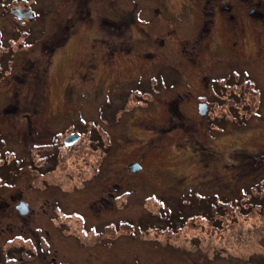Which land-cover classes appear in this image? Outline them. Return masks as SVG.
Returning a JSON list of instances; mask_svg holds the SVG:
<instances>
[{
    "label": "rangeland",
    "instance_id": "374dc122",
    "mask_svg": "<svg viewBox=\"0 0 264 264\" xmlns=\"http://www.w3.org/2000/svg\"><path fill=\"white\" fill-rule=\"evenodd\" d=\"M85 1L92 6L84 20L90 27L54 53L48 95L37 98V149L31 152L44 154L41 143L51 142L50 167L31 169L28 129L11 116L3 121L6 133L14 125L21 142L5 145V163L16 157L0 185L14 186L10 192L32 212L2 226L35 242L46 238L50 256L60 261L65 253L76 264H264V208L243 210L264 188V162L249 164L250 155L264 153V31L256 44L246 29L241 48L233 33H196L200 0ZM123 13L135 21L126 40L117 38L122 49L111 53L97 42L99 22ZM65 21L64 14L42 13L33 40L49 29L40 26L53 25L59 47ZM192 48L211 77H192L194 65H185ZM180 83L181 109H174ZM201 100L207 102L204 115L197 111ZM98 129L105 132L100 149L94 146ZM72 130L80 140L61 146L58 138ZM113 132L111 157L104 146ZM135 162L140 170L129 172ZM46 182L76 192L31 189ZM109 194L117 196L115 207ZM56 203L69 213L66 225L60 217L50 221ZM71 212L83 214V223ZM78 238L112 245L79 249Z\"/></svg>",
    "mask_w": 264,
    "mask_h": 264
},
{
    "label": "flooded vegetation",
    "instance_id": "af4514ba",
    "mask_svg": "<svg viewBox=\"0 0 264 264\" xmlns=\"http://www.w3.org/2000/svg\"><path fill=\"white\" fill-rule=\"evenodd\" d=\"M71 3L72 5H70L69 0H0V182H3V180H1V174L4 173V163L7 156L5 153V145L12 141L17 143L21 142L20 134H18L17 130H15L16 133L14 132V125H12L10 129V134L6 133L7 131L5 132L3 127L5 116H11L12 123L14 119L19 123L23 122L25 125L24 128L28 129V138L31 140L30 152L31 150L34 151L32 147L37 149V141L35 138L36 122L34 118L36 117L37 110L41 109L37 104V98L41 97L45 99L48 95V78L51 71L52 57L59 48L65 45L71 34L84 32L90 27L89 22L86 25L84 20L86 17L89 21L92 6L85 0H76V3L74 1ZM199 6V23L196 33H205L207 38L210 37L213 29H219L224 32L233 33L232 35L236 37V41L234 40L233 43H240L242 48L245 46L246 29L252 30L256 44L257 37H260L258 31H260V33L262 30L264 31V0H200ZM42 13L45 15L53 14V17H55L57 13L66 16L65 25L61 28V32L67 36L59 47L54 45L51 38L54 30L53 25L48 26V24L44 23L39 27V30L46 31L47 27H49L46 34L38 41L33 40V34L36 33L37 30L34 24L37 17L41 16ZM127 14L131 17V21H127L125 18ZM81 16L82 21L78 22ZM134 21L135 19L130 13H126L125 15L123 13L117 21L105 18L102 19L99 22L101 31L98 34L97 42H100L103 48L111 53L116 52L117 49L121 50L122 48L117 47V38H124V40H126L128 32L130 31V26L134 24ZM106 41H108V43H106ZM125 43L127 46L128 43ZM193 49L194 48L189 51L191 57L188 58V62L191 64L185 62V65H194L192 69L195 73L192 77L196 79L200 78V80L211 77L210 73L206 71L207 68L205 64L202 63L203 60H201V58L198 59L196 56L198 53L194 55ZM197 72H199V75H197ZM180 88L181 83L178 87L179 92L176 95L177 100L174 109H181V107L177 105L178 103L180 105L182 97ZM203 92H206V90H203ZM5 98L12 99L4 104ZM200 104L207 105V102L206 100L198 101L197 108ZM205 105L201 106L202 114L197 109L200 115L207 114V106ZM174 127V129H176V125ZM95 132H98V137L94 141V146L96 149H100L103 138L102 135L105 132L104 129H102L101 132L99 129L95 130ZM73 134L78 135L77 140L72 144H66L64 142L65 139ZM24 135H26V133ZM113 135L114 132L110 134L107 133L105 136L107 143L106 146H104V149L108 148L110 150L109 155L111 157L115 156L116 153V151H113V149L116 148L114 147L116 141L113 139ZM44 136H46V134H44ZM61 136L62 137L58 138L61 140V146L67 148L73 146L75 142H78L82 134L72 130L65 136ZM187 140L191 141L190 138ZM40 147L41 150L44 151V154L39 155L34 152L30 154L31 169L35 171L38 166L42 169H47L50 166L49 164L47 166L46 163L53 160L52 143L42 142ZM15 157L16 155H13L11 161L15 160ZM39 158H42V161H38ZM114 159L115 158H112V160ZM11 161L8 162L10 163ZM128 171L132 173L135 172L130 169H128ZM96 172L91 175L88 180L83 181L84 185L98 176L100 171L97 170ZM14 188V186L0 185V264H76L75 262H70L65 253H61L62 260L60 261H58L56 256H50L49 241L46 238L37 236L35 238L37 242H35L30 236L10 233L11 229L2 226L14 224L13 222L30 216L32 212V210L29 209L28 203L22 200L19 195L14 196L12 192H10ZM31 189L41 193L58 190L63 196L76 192L74 187L68 190L53 182H46L44 186L40 188L34 187ZM6 190L10 192L7 195L8 200L2 197V193ZM109 198V204L115 207L117 196L114 195L112 198V194H109ZM20 202H25L28 205V211L24 215L20 214L18 209ZM7 208L11 209V212L8 216H4V211ZM102 208L104 209V207ZM55 209L57 211L55 215L52 214L49 217L50 221H56V218L60 217V224L66 225V221L69 219V213L64 212L58 204L55 205ZM2 212L3 214L1 215ZM79 214L82 217L81 222L83 223V214L75 213V215ZM11 215H14V217H11ZM64 237L67 239L69 235L67 234ZM79 240V238L76 239V247L79 249H91L97 246L109 248L112 245L111 241H109L107 245H103V243H99V241L85 243V241L80 240L79 242ZM38 247L40 249H38ZM59 251L62 252V250ZM55 252L57 251L55 250Z\"/></svg>",
    "mask_w": 264,
    "mask_h": 264
},
{
    "label": "trees",
    "instance_id": "16d2710c",
    "mask_svg": "<svg viewBox=\"0 0 264 264\" xmlns=\"http://www.w3.org/2000/svg\"><path fill=\"white\" fill-rule=\"evenodd\" d=\"M73 146L67 147V148H72ZM263 158V159H262ZM264 162V153H255L253 155H250L249 158V164H255V163H263ZM9 163V162H8ZM8 163H4V173L1 174L2 178L1 180H3L5 182V174L7 172L10 171L11 167H13V164H8ZM7 182V181H6ZM259 198L250 201L249 198L247 200V206L243 208L244 211H249L251 210H260L262 208H264V203L262 201H264V188H262V193L259 194L258 196ZM251 198V197H250Z\"/></svg>",
    "mask_w": 264,
    "mask_h": 264
},
{
    "label": "water",
    "instance_id": "95a60500",
    "mask_svg": "<svg viewBox=\"0 0 264 264\" xmlns=\"http://www.w3.org/2000/svg\"><path fill=\"white\" fill-rule=\"evenodd\" d=\"M205 104H200L198 106V110L200 111V113L202 114L203 112L201 111V106H204ZM206 106V105H205ZM78 138V135L77 134H73V135H70L68 136L66 139H65V143L66 144H72L74 141H76ZM141 167V165L139 163H133L129 169L131 171H136V170H139ZM18 209L20 211V214L24 215L27 213L28 211V205L25 203V202H20V204L18 205Z\"/></svg>",
    "mask_w": 264,
    "mask_h": 264
}]
</instances>
